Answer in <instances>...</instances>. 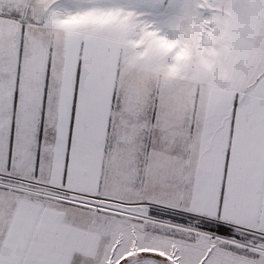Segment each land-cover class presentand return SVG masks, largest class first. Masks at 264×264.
Listing matches in <instances>:
<instances>
[{
	"label": "snow or ice",
	"instance_id": "6c2138e0",
	"mask_svg": "<svg viewBox=\"0 0 264 264\" xmlns=\"http://www.w3.org/2000/svg\"><path fill=\"white\" fill-rule=\"evenodd\" d=\"M0 264H264V0H0Z\"/></svg>",
	"mask_w": 264,
	"mask_h": 264
}]
</instances>
